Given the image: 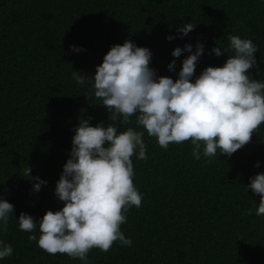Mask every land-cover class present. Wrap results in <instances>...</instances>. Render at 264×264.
Returning a JSON list of instances; mask_svg holds the SVG:
<instances>
[{"label": "trees", "instance_id": "1", "mask_svg": "<svg viewBox=\"0 0 264 264\" xmlns=\"http://www.w3.org/2000/svg\"><path fill=\"white\" fill-rule=\"evenodd\" d=\"M192 23L194 30L179 38L177 29ZM172 35V41L166 37ZM251 40L252 79L264 81V4L259 0H0V197L14 206L0 240L13 255L0 264H82L66 254H48L30 241L39 228L21 231V213L39 220L63 204L54 196L62 166L69 158L73 129L81 119L90 125L110 123L91 84L80 86L72 72L85 77L113 45L130 40L152 52L150 67L175 80L168 64L171 52L200 42L204 54L194 78L206 67H220L226 56L210 53L214 46L229 49L228 36ZM70 46L83 51L73 52ZM144 133L147 159L133 161V184L142 195L121 225L132 246L119 241L103 252L93 248L87 264H264V216L253 205L260 197L246 191L249 179L264 173V123L248 144L230 157L217 154L193 158L191 140L161 148L155 137L129 117L118 131ZM259 163V167L255 165ZM47 182L38 193L25 174ZM250 209L252 210L251 214Z\"/></svg>", "mask_w": 264, "mask_h": 264}, {"label": "clouds", "instance_id": "2", "mask_svg": "<svg viewBox=\"0 0 264 264\" xmlns=\"http://www.w3.org/2000/svg\"><path fill=\"white\" fill-rule=\"evenodd\" d=\"M264 4V0H259ZM192 23L177 29L179 38L193 31ZM169 35L166 40L172 41ZM229 49L214 46L210 53L227 57L220 67H206L198 76L194 73L204 45L200 42L176 47L174 58L167 70H175V58L189 53L181 61L180 70L173 80L159 76L151 63L152 52L138 47L130 40L113 45L95 68V74L85 77L72 72L80 86L91 84V93L101 100L100 106L109 113L106 126L90 125L89 119H81L73 129L69 158L55 184L54 196L63 204L58 211H46L37 221L21 213L19 229L32 233L39 228V238L30 235V241L48 254H66L87 264L88 253L93 248L107 252L114 242L132 246L121 225L127 221L128 209L140 208L142 195L133 184V161L147 159L144 133L128 128L118 131L129 117H136V125L155 137L158 145L167 149L169 144H181L191 140L193 158L203 155L230 157L248 144L253 131L264 123V81L254 80L249 74L255 69L257 46L249 39L228 36ZM73 52L83 51L70 46ZM259 167V163L255 165ZM27 166L25 174L32 184V192L38 193L47 182L31 177ZM260 197L253 205L257 216H264V173L249 179L245 188ZM14 206L0 197V231H7ZM252 210L250 209L251 214ZM13 255L10 244L0 240V260Z\"/></svg>", "mask_w": 264, "mask_h": 264}]
</instances>
